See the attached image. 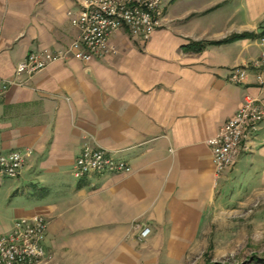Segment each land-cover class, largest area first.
<instances>
[{
    "label": "crops",
    "instance_id": "obj_1",
    "mask_svg": "<svg viewBox=\"0 0 264 264\" xmlns=\"http://www.w3.org/2000/svg\"><path fill=\"white\" fill-rule=\"evenodd\" d=\"M169 3L164 26L148 40L121 29L104 57L55 61L28 79L15 70L29 52L63 48L78 36L76 5L0 0V77L25 80L0 97V153L32 151L18 177L29 172L39 195L8 213L0 206V235L17 218L45 216L49 257L41 264H157L162 238L193 230L215 199L228 169L217 172L207 140L246 93L264 99L256 70L241 84L229 78L264 52V0ZM199 42L200 51L184 47ZM88 138L131 170L75 177ZM258 166L264 174L260 141L232 168L257 178ZM142 227L151 228L144 241Z\"/></svg>",
    "mask_w": 264,
    "mask_h": 264
},
{
    "label": "built area",
    "instance_id": "obj_2",
    "mask_svg": "<svg viewBox=\"0 0 264 264\" xmlns=\"http://www.w3.org/2000/svg\"><path fill=\"white\" fill-rule=\"evenodd\" d=\"M76 11L71 23L78 36L71 44L59 49L31 51L16 66V77L28 79L55 61L75 58L84 63L104 57L114 50L110 38L115 32L126 29L131 35L148 40L164 26L165 0H71ZM169 1V0H167ZM264 45V30L259 37ZM254 69L257 82L264 85V52L249 64L232 68L230 81L241 84L249 79ZM0 77V97L13 85H25V80ZM264 144V99L251 93L243 97L240 108L225 122L220 131L207 140L218 173L235 166L242 153L252 151L254 143ZM31 150H12L0 153V182L3 178L18 177ZM130 163L114 156L113 152L88 138L74 165L78 179L92 175L127 173ZM48 220L43 215L15 220L9 232L0 235V264H41L48 259L46 235ZM150 227H142L140 239H146Z\"/></svg>",
    "mask_w": 264,
    "mask_h": 264
},
{
    "label": "rangeland",
    "instance_id": "obj_3",
    "mask_svg": "<svg viewBox=\"0 0 264 264\" xmlns=\"http://www.w3.org/2000/svg\"><path fill=\"white\" fill-rule=\"evenodd\" d=\"M170 1H163L161 8L167 11ZM260 166L257 178L247 171L235 175L233 168L228 169L217 185L214 201L194 222L197 228L185 226L175 231V236L162 238L157 264H242L254 258L264 260V174ZM29 176L25 171L24 177H7L0 182V206L6 213L16 204L28 205L38 198V180Z\"/></svg>",
    "mask_w": 264,
    "mask_h": 264
},
{
    "label": "trees",
    "instance_id": "obj_4",
    "mask_svg": "<svg viewBox=\"0 0 264 264\" xmlns=\"http://www.w3.org/2000/svg\"><path fill=\"white\" fill-rule=\"evenodd\" d=\"M246 35L247 34H245V33H241V34H235V35H232L230 38H226V39H224L223 41L224 42H227V41H229V40H233V39H237V38H240V37H246ZM218 43V42H217ZM185 47V49H190V50H197V51H200L201 49H203V47H204V44L203 43H195V44H188V45H186V46H184ZM242 264H264V260H260V259H258V258H254L253 260H252V262L251 263H247V262H244V263H242Z\"/></svg>",
    "mask_w": 264,
    "mask_h": 264
}]
</instances>
